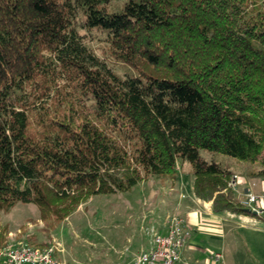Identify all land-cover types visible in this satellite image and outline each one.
Wrapping results in <instances>:
<instances>
[{"label": "trees", "instance_id": "1", "mask_svg": "<svg viewBox=\"0 0 264 264\" xmlns=\"http://www.w3.org/2000/svg\"><path fill=\"white\" fill-rule=\"evenodd\" d=\"M200 149L264 178V0H0V213L53 227L178 161L213 212L264 220Z\"/></svg>", "mask_w": 264, "mask_h": 264}, {"label": "rangeland", "instance_id": "2", "mask_svg": "<svg viewBox=\"0 0 264 264\" xmlns=\"http://www.w3.org/2000/svg\"><path fill=\"white\" fill-rule=\"evenodd\" d=\"M81 22L80 18L78 25ZM79 31L88 33L82 27ZM101 44L103 43L95 45V51L100 57L103 55L98 48ZM85 102L93 110L91 99L85 98ZM198 157L200 160L218 163L228 171H239L245 165L232 156L203 149L198 150ZM179 168L180 162L177 161L176 170ZM166 188L164 179L149 177L137 183L130 191L95 195L80 205L65 221L53 227L40 219L35 205L17 203L8 213H0V249L6 243V236L12 239L9 243L28 242L35 246H45L57 240L64 248L59 252L64 264H130L131 253L136 252L135 244L139 240V244L144 242L152 222L166 221L172 215L183 220L182 214L174 209V202H171L176 191L171 193ZM199 230L197 238L203 240L205 234ZM241 232L243 231L237 230L235 236L242 237ZM207 248L216 251V243L207 244ZM235 248L236 252L239 250V254L247 251L242 244ZM254 251L258 252L256 248ZM223 255L231 257L225 250Z\"/></svg>", "mask_w": 264, "mask_h": 264}, {"label": "crops", "instance_id": "3", "mask_svg": "<svg viewBox=\"0 0 264 264\" xmlns=\"http://www.w3.org/2000/svg\"><path fill=\"white\" fill-rule=\"evenodd\" d=\"M176 171L174 180L164 179V182L167 185L166 191H171V193L176 191V193H173L171 202H174V209H178L182 214L183 223L186 230H188V234L180 249L179 259L175 264H212L209 259V254L212 251L207 248V244L210 245V243H216V252H220L223 256V260L219 264H264V220L228 210L218 213L213 212L211 201L200 199L194 194V175L190 171V165L186 162L180 163V168ZM231 172L232 174H238L240 177V190L249 188L256 193L264 190V178L247 177L244 174L245 165H242L239 171ZM164 225L165 219L161 222L156 220L152 222L149 229L154 226L160 232H163L165 231ZM199 229L205 234L203 240L200 237L197 238L200 232ZM239 229L243 231L242 234L240 233L242 237L235 236ZM11 240L6 236V243L1 248L5 247ZM139 241L135 244L136 252L149 245L150 235L144 237L142 244H139ZM240 244L247 248L245 254H239V250L236 252L235 247ZM255 248L258 252L254 251ZM62 249L64 250L63 247ZM126 250H129V248ZM223 250L229 252L231 257H224ZM136 252H132L131 256L133 257ZM0 264H3L1 257Z\"/></svg>", "mask_w": 264, "mask_h": 264}, {"label": "built area", "instance_id": "4", "mask_svg": "<svg viewBox=\"0 0 264 264\" xmlns=\"http://www.w3.org/2000/svg\"><path fill=\"white\" fill-rule=\"evenodd\" d=\"M240 177L232 174L227 181V188L234 194L237 202L256 215L264 214V190L253 192L249 188L239 189ZM165 231L160 232L156 227L150 228V242L146 248L136 252L130 264H175L179 259L185 237L188 234L183 220L172 215L166 218ZM62 247L58 242L45 246H35L28 242H12L0 249L3 264H64L59 257ZM212 264H219L223 260L220 252L209 254Z\"/></svg>", "mask_w": 264, "mask_h": 264}, {"label": "water", "instance_id": "5", "mask_svg": "<svg viewBox=\"0 0 264 264\" xmlns=\"http://www.w3.org/2000/svg\"><path fill=\"white\" fill-rule=\"evenodd\" d=\"M246 212L256 215L255 211L250 210L249 208L244 209Z\"/></svg>", "mask_w": 264, "mask_h": 264}]
</instances>
